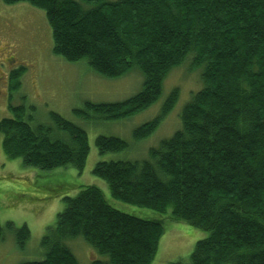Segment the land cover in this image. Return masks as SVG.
I'll return each mask as SVG.
<instances>
[{"label":"trees","instance_id":"1","mask_svg":"<svg viewBox=\"0 0 264 264\" xmlns=\"http://www.w3.org/2000/svg\"><path fill=\"white\" fill-rule=\"evenodd\" d=\"M30 3L46 12L56 55L86 60L99 75L115 78L137 66L143 89L114 103H88L102 119L132 116L158 100L165 78L185 60L202 68L203 87L184 107L182 128L150 151L151 160L100 161L94 174L111 196L167 213L210 233L189 261L169 264H264V0H2ZM192 58V59H191ZM24 68L11 76L17 90ZM173 91L161 114L134 131L151 135L173 108ZM0 122L3 149L11 159L42 170L72 166L82 171L90 146L84 129L52 112L53 125L31 126L25 106L9 104ZM86 116L87 112H84ZM100 154L128 143L98 136ZM64 196L65 209L42 240L41 260L22 264H80L67 246L82 237L107 260L91 264H151L165 233L162 220L116 209L96 186ZM61 186L53 195L62 194ZM12 230L20 247L25 225ZM0 226V239L5 230Z\"/></svg>","mask_w":264,"mask_h":264},{"label":"rangeland","instance_id":"2","mask_svg":"<svg viewBox=\"0 0 264 264\" xmlns=\"http://www.w3.org/2000/svg\"><path fill=\"white\" fill-rule=\"evenodd\" d=\"M76 1L85 9L94 7L93 4ZM53 48L52 30L43 9L26 2L10 5L0 0V61L9 53L7 57L25 69L20 78L21 85L12 90L10 84H6V70L0 68V122L12 117L9 104L25 106L33 127L53 125L51 113L55 112L84 129L90 146L82 171L72 166L42 170L25 166L21 159L9 158L3 149L0 133V226L6 228L7 223L12 222L16 229L26 225L30 231V238L22 248L14 232L6 228L4 238L0 239V264H22L43 259L45 249L42 240L65 209L63 197H75L83 185L100 188L106 199L122 212L141 219L163 221L165 233L151 264L189 261L197 242L209 237V232L173 220L171 209L162 214L113 198L107 182L94 174V168L100 161L151 160V149L158 148L163 140L171 138L182 128L184 107L203 87V69L191 70L192 61L185 60L167 75L160 97L151 106L126 118L102 119L87 104L122 102L133 97L143 89L145 78L141 70L134 66L125 75L110 78L96 73L86 60H65L56 55ZM176 90L178 98L172 110L161 119L151 135L137 139L134 131L157 118ZM98 136L121 138L128 147L123 151L100 154L96 146ZM58 186H61L62 194L48 198ZM66 244L80 264L108 259L82 237L69 239Z\"/></svg>","mask_w":264,"mask_h":264},{"label":"flooded vegetation","instance_id":"3","mask_svg":"<svg viewBox=\"0 0 264 264\" xmlns=\"http://www.w3.org/2000/svg\"><path fill=\"white\" fill-rule=\"evenodd\" d=\"M8 54L9 53H6V58L4 60L0 61V68H4L6 70V84H7V86H8V84H11V76L14 73V71H17L21 68L19 66V63H15L14 59L7 57ZM9 87H11V86H9Z\"/></svg>","mask_w":264,"mask_h":264},{"label":"crops","instance_id":"4","mask_svg":"<svg viewBox=\"0 0 264 264\" xmlns=\"http://www.w3.org/2000/svg\"><path fill=\"white\" fill-rule=\"evenodd\" d=\"M189 224V223H188ZM164 228H165V226H164Z\"/></svg>","mask_w":264,"mask_h":264}]
</instances>
